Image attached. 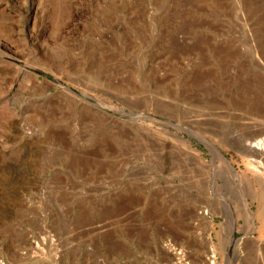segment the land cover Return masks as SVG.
Here are the masks:
<instances>
[{
	"label": "rangeland",
	"instance_id": "374dc122",
	"mask_svg": "<svg viewBox=\"0 0 264 264\" xmlns=\"http://www.w3.org/2000/svg\"><path fill=\"white\" fill-rule=\"evenodd\" d=\"M201 20L211 27L192 26L184 43L196 50L168 54L176 31ZM0 45V232L8 243L23 240L26 226L34 238L52 232L69 264H93L96 255L159 264L172 260L166 238L189 250L192 264H201L194 252L205 264H264V150L240 148L264 131V5L0 0ZM201 138L236 168L237 188L211 187L219 169ZM194 158L206 167L194 168ZM241 198L257 212L255 226L243 219ZM128 199L125 224L119 204ZM195 210L198 221L181 222Z\"/></svg>",
	"mask_w": 264,
	"mask_h": 264
},
{
	"label": "bare ground",
	"instance_id": "6f19581e",
	"mask_svg": "<svg viewBox=\"0 0 264 264\" xmlns=\"http://www.w3.org/2000/svg\"><path fill=\"white\" fill-rule=\"evenodd\" d=\"M242 1H244L245 3H248V4H261V5H264V0H242ZM190 20V19H189ZM199 21V20H198ZM198 23V24H197ZM197 23H194V22H188V23H186V25H185V27L183 26V27H181L180 29H178L176 32V34H175V39H176V42H177V45H176V48L175 49H170V51L168 50V54H170V55H172L174 58H179V59H182V58H184V56H186V55H190V54H192L196 49H195V47L193 46V47H190V48H187L186 46H184V43H185V41H186V39H188L187 38V35L189 34V32H191V27L193 26H201V25H204V26H206V27H208V28H210L211 27V24L209 23V22H207L206 20H201L200 22H197ZM189 28V29H188ZM101 40H103V39H101ZM103 41H105V40H103ZM195 42V41H194ZM207 42V41H206ZM199 43V42H198ZM107 44V43H106ZM207 45H209V44H207ZM1 46V45H0ZM2 46H4V47H8L9 45L8 44H2ZM210 46V45H209ZM205 47V46H204ZM201 49V52L200 53H202L203 55H208V52L210 51V49H207V47L206 48H200ZM203 59V58H202ZM211 61V60H210ZM202 62V61H201ZM212 70V69H211ZM205 75V73H203V75H200V77H203ZM206 76V75H205ZM196 77V76H195ZM196 78H198V77H196ZM203 79V78H202ZM198 80H201L200 78L198 79ZM68 89V88H67ZM70 90V89H69ZM79 95H81L83 98H85V99H88L89 101H92V102H94V103H96V104H99V105H101L102 104V106L105 108V109H107V110H113V108H111V106L109 105V104H104L103 102H102V100H100V99H98V98H93V97H91V96H89V95H87V94H83V93H79ZM170 123V122H169ZM16 129V128H15ZM197 135L198 134H195V137H197ZM263 136L264 135V131H258V132H256L254 135H253V137H251L249 140H246V141H244L243 142V144L241 145V147L240 148H242L244 151H246V152H251V153H253V154H255V155H257L258 153H260L261 151H263L264 150V140H263V138H261L260 136ZM258 137H260V138H258ZM58 138V137H57ZM59 139H61L62 140V137L60 136L59 137ZM201 140L207 145V147L210 149V151H211V153H212V155H213V167H212V169H219L218 170V172L217 173H215L214 172V170L212 171V184L213 185H211V187H213V186H221V187H224V188H227V189H233V188H237L238 186H239V182H240V175L238 174V171L236 170V168L233 166V164L222 154V152L219 150V149H217L214 145H212L210 142H208L207 140L205 141L203 138H201ZM194 165H193V167L194 168H196L197 166H201V167H206V165L204 164V163H201V162H198L195 158H194ZM211 166V165H210ZM222 172V173H221ZM219 179H223V184L221 185L220 183H219ZM246 182V181H245ZM210 183V182H209ZM248 183H250V182H248ZM247 183V184H248ZM242 184V183H241ZM208 185V184H207ZM249 185H251V184H249ZM224 188H223V190H224ZM213 189V188H212ZM214 190H216V189H214ZM235 190V189H234ZM234 190H233V192H234ZM236 191V190H235ZM191 192V191H190ZM213 192H215V191H213ZM217 193H219V192H217ZM225 193V192H224ZM230 193H231V191H230ZM228 194V193H227ZM226 194V195H227ZM232 194V193H231ZM251 194V193H250ZM221 195V194H220ZM224 195V194H223ZM222 195V196H223ZM225 195V196H226ZM249 195V194H248ZM253 196V195H252ZM251 196V197H252ZM259 196V195H258ZM257 196V197H258ZM138 197V196H137ZM137 197H134V198H137ZM249 198H250V196H248ZM130 198V197H129ZM133 198V199H134ZM132 199V198H131ZM242 199V206H243V209L241 208V210L243 211V216H244V218L243 219H248V221L250 220V222H251V224H253L254 225V223H253V220L255 219V218H257V216H256V213L257 212H255L253 209H252V207H251V204L250 203H248L246 200H245V198H241ZM124 200V199H123ZM260 200V199H259ZM132 202H133V200H131ZM131 201L128 199V201L126 202V201H124V203L123 202H121V204H119L120 206H122L121 208L123 209V212H124V217H122V218H124L125 220V224L127 223V224H129V223H131L132 222V220H133V216L130 214V211H129V209H128V206L130 205V203H131ZM232 201V200H231ZM135 202V201H134ZM230 202V201H229ZM261 202V203H260ZM262 199H261V201H259V205H260V208L258 209V213H263V215H264V203L262 204ZM123 203V204H122ZM112 206V205H111ZM120 206H118V207H120ZM110 208V207H109ZM108 208V209H109ZM232 210V209H231ZM102 211H103V209H102ZM108 212V211H107ZM117 212V211H116ZM201 212V211H200ZM188 213V212H187ZM112 214V213H111ZM118 214V213H117ZM116 214V215H117ZM201 214H204V211H202L201 212ZM242 213H240V215H241ZM105 215V214H104ZM115 215V214H114ZM134 215V214H133ZM145 215H147V214H145ZM236 215V214H235ZM258 215V214H257ZM118 216V215H117ZM137 216V215H136ZM144 216V215H143ZM200 213H199V211L198 210H195L194 212H192V213H189V215H186V219L185 220H180L182 223H185V225L186 224H194L196 221H198V218H200ZM113 217H115V216H113ZM119 217V216H118ZM148 217V216H147ZM161 217V216H160ZM240 217V216H239ZM145 218V217H144ZM101 219H102V217H101ZM113 219V218H112ZM115 219V218H114ZM119 219H121V218H119ZM147 219H150L149 217L147 218ZM152 220H153V218H152ZM119 221V220H118ZM141 221V220H140ZM110 222V221H109ZM115 222V221H114ZM115 224V223H114ZM138 224V223H137ZM247 224H248V222H247ZM256 224V223H255ZM245 225H246V223H245ZM244 225V226H245ZM135 226H137L136 225V223H135ZM169 226V225H168ZM251 226V225H250ZM249 226V227H250ZM255 226V225H254ZM247 227H248V225L247 226H245V228H246V231H247ZM248 227V228H249ZM142 228V227H141ZM147 228V227H146ZM244 228V229H245ZM255 228V227H254ZM253 228V229H254ZM136 229V228H135ZM149 229V228H148ZM148 229H146L145 230V232H143L144 230H142V232L143 233H148L149 231H150V229H151V227H150V229H149V231H148ZM181 229V228H180ZM131 230L132 231H134V228L132 229L131 228ZM92 233L94 232V231H92V230H90ZM96 231V230H95ZM139 231H140V229H139ZM166 231V230H165ZM90 232V233H91ZM98 232V231H97ZM138 232V231H137ZM163 232V231H162ZM248 232V231H247ZM253 232V231H252ZM139 233V232H138ZM102 234V233H101ZM140 234V233H139ZM250 235V234H249ZM102 236V235H101ZM248 236V235H247ZM250 236H252V235H250ZM180 238V237H179ZM182 238V237H181ZM223 238V237H222ZM190 239V238H189ZM234 243H236L237 244V242H236V240H232ZM114 244V243H113ZM113 244H112V246H113ZM113 247H115V246H113ZM209 247H212V246H209ZM197 250V249H196ZM215 254V252H214V248L212 247V248H210V250H209V252L207 253V254ZM194 257H196L197 259H199L200 260V262L199 263H201V264H205V262H204V260H203V258H202V254H200V253H198V252H194V255H193ZM204 256H206V255H204ZM214 256V255H213ZM205 259H209L208 257H205ZM212 260V259H211ZM205 261H207V260H205ZM145 262H147V261H145ZM210 262V261H209ZM212 262V261H211ZM207 263V262H206ZM211 264V263H210ZM213 264V263H212Z\"/></svg>",
	"mask_w": 264,
	"mask_h": 264
},
{
	"label": "built area",
	"instance_id": "2783aa9c",
	"mask_svg": "<svg viewBox=\"0 0 264 264\" xmlns=\"http://www.w3.org/2000/svg\"><path fill=\"white\" fill-rule=\"evenodd\" d=\"M21 231L24 238L16 243H8L7 238L0 232V264H69L64 260L59 240L52 232L46 230L45 235L34 238L28 227L23 226ZM8 246L13 249L11 256L7 253ZM162 247L167 253L171 254L172 260L159 264H192L189 250L177 245L170 238L163 240ZM86 251L95 255L92 246H87ZM208 257L213 258V255L209 254ZM93 264L109 263L103 256L96 255Z\"/></svg>",
	"mask_w": 264,
	"mask_h": 264
}]
</instances>
